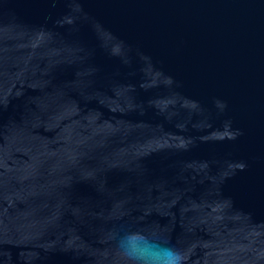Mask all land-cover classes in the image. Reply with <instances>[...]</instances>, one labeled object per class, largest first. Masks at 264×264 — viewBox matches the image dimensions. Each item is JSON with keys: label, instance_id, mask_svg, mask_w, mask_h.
Masks as SVG:
<instances>
[{"label": "water", "instance_id": "95a60500", "mask_svg": "<svg viewBox=\"0 0 264 264\" xmlns=\"http://www.w3.org/2000/svg\"><path fill=\"white\" fill-rule=\"evenodd\" d=\"M264 264V0H0V264Z\"/></svg>", "mask_w": 264, "mask_h": 264}, {"label": "clouds", "instance_id": "9594fccd", "mask_svg": "<svg viewBox=\"0 0 264 264\" xmlns=\"http://www.w3.org/2000/svg\"><path fill=\"white\" fill-rule=\"evenodd\" d=\"M111 238L124 264H185L184 252L154 232L121 225Z\"/></svg>", "mask_w": 264, "mask_h": 264}]
</instances>
